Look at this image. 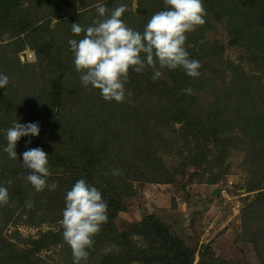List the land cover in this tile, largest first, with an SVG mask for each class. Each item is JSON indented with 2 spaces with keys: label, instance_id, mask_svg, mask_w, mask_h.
<instances>
[{
  "label": "trees",
  "instance_id": "obj_1",
  "mask_svg": "<svg viewBox=\"0 0 264 264\" xmlns=\"http://www.w3.org/2000/svg\"><path fill=\"white\" fill-rule=\"evenodd\" d=\"M40 1L0 0V38L4 33H10L11 37L16 38L12 46L29 45L35 54V65L54 73L49 90L42 89L45 91L44 95H41V91L40 95L38 92L34 93L31 84L27 85L26 80L30 77L26 72L19 76L22 78L19 84L18 78L14 79L13 74L21 73L23 66L16 57L8 53L9 48L12 51L13 48L1 41L0 73L9 78L8 85L0 88V115H3L0 124V157L4 161L1 163L0 185L8 189L7 204L24 199L22 193L12 184V173L15 171L9 170L10 167L17 168L19 162L10 159L3 151L7 146L6 130L14 121L39 125L41 138L35 136L34 143H29V137L32 136L21 137L15 151L17 159L24 151L30 149V146H37L35 148H41L48 154L51 175L47 177V183L50 185L55 182L58 185L56 190L51 192V198L55 206L58 202L62 205L60 217L65 207V194L79 179H84L101 192L108 205L109 220L123 212L122 199L129 188L130 180L173 183L175 177L184 174L189 166L210 171L213 164L223 159L224 153H229V149L241 143L238 137L237 139L232 136L235 132L246 133L247 137H250V152L254 161L261 163L264 171V0H203L206 22L189 32L185 43L189 58L197 60L201 55L195 54L193 49H189V45L197 44L200 34L212 21L225 23L230 31L231 45L239 47L248 55V61L255 70L252 72L254 74L247 75L228 60L217 61L216 64L220 65L219 72L214 70L209 76H204V71L208 69L212 59L207 64H201L198 78L187 76L181 68L164 69L161 77L154 82L151 68L145 69L143 73L130 70L129 82L125 85L130 101L120 103L114 100L105 101L98 89L91 85H82L80 73L76 72L73 64L74 57L68 40L62 39L69 24L77 22H74L73 18L61 20L58 13L65 9L70 10L73 5L71 3L77 0H49L50 6ZM79 1L88 3L91 0ZM118 1L119 4L116 5ZM121 4L126 5L122 19L129 27L140 32L153 14L166 9L163 0H137L133 10L132 0H108L102 5L108 9L110 15L111 11ZM42 11L54 12L53 17L59 19V22L53 28L47 25V28L43 29L41 24L37 26ZM96 19H102L98 13L78 23H88L82 25L88 27L92 26ZM14 21L16 23L12 24ZM21 35L25 37L21 38ZM69 36L70 39L83 38L82 34L76 36L72 32ZM197 48L198 53L204 52L202 47ZM218 55L219 53L214 51L212 57L219 59ZM205 58L203 57L201 62L204 63ZM224 66L234 73L229 82L223 79L226 72L222 69ZM27 70L30 72L31 69ZM215 75L220 77L216 78ZM14 83L19 84L21 90L20 87H15ZM189 87L192 89L191 94L183 91ZM201 91L213 97L212 102L206 106H200L197 98L192 96L193 93ZM83 94L85 98L81 105L78 98ZM28 107L33 110L29 108L31 114L26 115ZM3 112H6L13 122L6 118ZM27 116L30 118L27 119ZM176 124L180 126L178 129L174 128ZM160 128L162 131L159 132ZM165 131L170 133L169 138L164 139L161 136ZM174 148H177V156L182 163L179 168L175 166L169 171L162 154L169 153ZM183 151L186 155L182 156ZM62 160L63 167L60 165ZM250 165L251 163L248 166ZM114 169H121L122 175L113 176ZM54 171L59 174L58 179L52 175ZM22 173V176H25L23 171ZM134 173H137V176ZM67 177H70L69 181L65 180ZM8 181H11V184H8ZM20 181V185H26V179L21 177ZM249 183L258 190V197L252 208L254 216L261 214L264 209V198L260 194L264 186L262 180L260 182L253 176L250 177ZM39 194L40 192L36 193V196L39 197ZM2 209L0 206L1 213ZM11 217H4L2 220L8 223ZM55 218L58 220V217ZM59 220L62 221L60 218ZM40 221L35 226L52 223L50 218ZM150 222L153 230H144L142 234L147 239L152 238V242L162 237L160 246L157 252H152V257L148 253L137 258V261L142 264H190L188 260L191 253L187 252L182 243L157 222ZM108 228L105 223L101 231L105 234ZM128 234L131 236L130 231ZM105 235L116 240L115 242L119 240L114 229ZM31 244L32 247L26 252H13L9 247L2 249L0 254H5L1 255L0 264H34L33 253L58 247L59 252L67 250L63 233L58 231L52 234L51 230H48L32 240ZM8 252L11 256L7 255ZM208 254L210 255L209 251ZM112 256L116 254L107 253L106 258L102 260L103 264ZM204 260L206 262L200 264H228L215 258L209 261L207 257Z\"/></svg>",
  "mask_w": 264,
  "mask_h": 264
},
{
  "label": "rangeland",
  "instance_id": "obj_2",
  "mask_svg": "<svg viewBox=\"0 0 264 264\" xmlns=\"http://www.w3.org/2000/svg\"><path fill=\"white\" fill-rule=\"evenodd\" d=\"M107 1L91 0L87 3L86 1L77 0L75 3H71L73 5L69 8L70 10L65 9L58 14L61 16V20L66 21L73 18V21L77 23L86 21L94 13H98V6ZM40 2L47 6L51 4L49 0H41ZM136 2L137 0H132V10L135 9ZM118 4L119 1L116 2V5ZM54 15L55 13L52 11H42L40 13L41 20L37 26L41 24L43 29H46L47 25L53 28L59 22V19H54ZM15 23V21L12 22V24ZM72 24H69L68 31L64 33L62 39H70ZM81 34L83 37L84 34ZM22 37L25 36L21 35ZM15 40L16 38L11 37L10 33H4L0 38V43L3 41L4 44H9L13 48V51L9 48L8 53L12 54L14 58L16 57L20 65L23 66L21 73L15 72L13 74L14 79L18 78L20 84L22 78L19 76H23L22 73L26 72L30 77L26 80L27 85L31 84L30 87L33 88L34 93L38 92L40 95L41 91V95H44L45 91L42 89L49 90V83L54 77L53 71L49 72L44 67L35 65V54L29 45L20 47L18 44H13L14 46H12ZM198 46L202 47L204 52L198 53ZM189 49H193L195 54L201 55L197 59L200 65L207 64L212 59L208 64V69L204 71V76H209L214 70L218 71L220 69V65L216 64L217 61L226 62L228 60L241 68L247 75L254 74L252 72L255 70L248 61V55L239 47L231 45L230 31L225 23L212 21L209 27L200 34L197 44H190ZM25 51L34 54L32 62L25 61L23 55ZM214 51L219 53V59L212 57ZM203 57H206L204 63L201 62ZM14 58H12L13 61ZM25 66H29L30 72L27 70L29 68H25ZM222 69L226 70L223 79L226 82L231 81L234 73L226 66ZM214 77L217 78L220 75ZM19 84L14 83V86L20 87L19 90H21ZM217 84L220 86V81ZM192 96L197 98L200 106H206L213 100L212 95L204 91L193 93ZM83 98H85L84 94L78 98L81 105L84 102ZM124 101H130V96L126 93ZM29 108L33 110L32 107H28L26 115L31 114ZM3 114L11 121L6 112H3ZM2 116L0 115V124ZM27 117V119L30 118V116ZM18 123L26 124L24 121ZM11 125L13 126V124ZM179 127L178 124L174 126L175 129ZM160 131H162L161 128ZM161 136L166 139L171 135L165 131L163 134L161 133ZM232 136L234 138L238 137L241 143L229 149V153H224L223 159L219 163L213 164L210 171H203L202 168L189 166L185 169L184 174L175 177L173 183H146L135 179L130 180L128 182L129 188L122 199L123 212L107 220L109 228L105 234L114 229L119 240L115 242L116 240L108 238L101 229L93 238V240H100H95L92 248L88 250L87 264H103L102 260L106 258V254L109 252H114L116 256L108 258L109 260L105 264H142L137 261V258L148 255V253L152 257V252H157L160 246L159 241L162 238H156L152 242V238L147 239L142 234L144 230H153L150 221L157 222L161 228L165 229L170 235L175 236L182 243L187 252L191 253L188 260L190 264L206 262L204 259H207V257L209 261L215 258L228 264H264V209L261 210V214L253 216L252 208L253 203L257 200L258 190H255L249 183L250 177L253 176L260 182L262 180L264 186V174L262 176L264 171L261 163L258 160L254 161V156L250 152V137L241 132H235ZM37 137L41 138L39 135ZM34 140L35 136L29 137L30 142L34 143ZM30 147L35 148L37 146ZM177 153V148H174L173 151L162 154L163 161L169 171L182 163ZM58 155L60 156V154ZM181 155H186V152L183 151ZM62 159H65V157H62ZM16 161L19 162L18 167H10L9 170L15 171V173H12L14 176L12 184L16 190L22 193L24 199L22 201L15 200L1 206L3 211L0 212V252L2 249H8V247L11 250L13 249V252H26L32 247V240L37 239L46 231L51 230L52 234L57 231L63 233L61 220H59V218L62 219L60 217L62 205L59 202L57 206L52 203V191L48 188L41 191L39 197H37L36 193L38 192L27 180L24 181L25 186L20 185V178L26 179V175L30 174L31 170L23 167L22 156H19ZM63 161L60 164L62 167L64 165ZM1 163L3 164L4 161L0 157V170L2 169ZM249 163H251L250 166H248ZM53 164L57 165L54 162ZM22 171L25 176H22ZM52 175L56 179L59 178L56 171L52 172ZM134 175L137 176V173H134ZM70 177L65 180L69 181ZM67 186L66 188H68ZM262 191L260 194L264 198V187ZM28 202L33 204L31 209L26 207ZM4 217H11V219L8 223H4L2 220ZM55 217H58V220ZM49 218L52 223L35 226L38 222H41L40 220ZM129 231L131 236L128 234ZM65 246L67 250L64 252H59L58 247L56 249L51 248L52 251L33 253L32 262L34 264H73L72 251L67 244ZM3 254H0V260ZM7 255H9V252Z\"/></svg>",
  "mask_w": 264,
  "mask_h": 264
},
{
  "label": "clouds",
  "instance_id": "obj_3",
  "mask_svg": "<svg viewBox=\"0 0 264 264\" xmlns=\"http://www.w3.org/2000/svg\"><path fill=\"white\" fill-rule=\"evenodd\" d=\"M166 9L158 11L148 20L143 31L129 27L122 19L126 5L114 8L110 15L108 9L97 7L99 17L92 26L83 27L73 23L71 31L83 38L69 39L68 45L73 53V64L83 86L91 85L98 89L105 101L125 100V85L129 82V72L143 73L151 68L155 82L162 70L181 68L187 76H200V63L190 59L185 43L187 34L205 24L206 9L203 0H163ZM9 83L8 76L0 73V88ZM191 94L192 89L183 90ZM38 123L20 124L6 130L7 146L3 149L8 157L17 160L15 151L21 137L38 136ZM30 143V141H29ZM48 154L41 148H31L22 153L23 167L30 169L26 180L37 191L45 188L55 191L57 184L47 183L51 175ZM112 175H122L121 169L112 170ZM11 184V181L7 182ZM9 202L8 189L0 185V206ZM31 209L33 204L26 203ZM108 205L101 192L84 179L77 180L65 194V207L62 213L63 239L70 247L73 264H87L93 237L103 224L107 223Z\"/></svg>",
  "mask_w": 264,
  "mask_h": 264
},
{
  "label": "built area",
  "instance_id": "obj_4",
  "mask_svg": "<svg viewBox=\"0 0 264 264\" xmlns=\"http://www.w3.org/2000/svg\"><path fill=\"white\" fill-rule=\"evenodd\" d=\"M23 55L24 58L26 59L25 61L27 62H32L34 60V54L30 51H25Z\"/></svg>",
  "mask_w": 264,
  "mask_h": 264
}]
</instances>
